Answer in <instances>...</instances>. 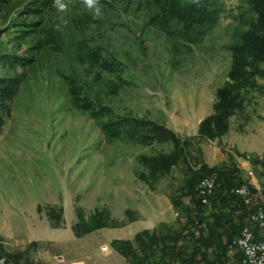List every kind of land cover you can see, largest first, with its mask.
<instances>
[{"label": "rangeland", "instance_id": "374dc122", "mask_svg": "<svg viewBox=\"0 0 264 264\" xmlns=\"http://www.w3.org/2000/svg\"><path fill=\"white\" fill-rule=\"evenodd\" d=\"M31 2L11 0L0 11V55L32 58L27 65L0 63V76L20 78L0 129V258H5L0 264H53L55 255L60 261L135 264L115 248V240H130L139 250V232L178 231L188 218L174 205L186 168L153 172L146 161L171 152L173 145L112 135L109 118L83 109L67 78L82 95L118 114L151 120L191 138L189 151L196 155L202 149L201 158L210 167L235 164L259 201L264 169L252 160L263 159L264 152L249 153L244 145L241 152L227 133L231 124L264 120V77H257L259 89L244 94L243 109L230 117L226 134L212 140L197 137L201 121L215 112L217 91L229 81L233 58L227 45L242 0H222L220 22L191 50L151 22L158 9L146 0H99V16L82 0H64L65 12L53 2L45 9L31 6L39 11L22 15ZM18 30L30 34L19 40ZM109 62H117L121 71L108 69ZM240 131L239 144L255 143L254 135L262 139L261 130ZM181 200L195 207L190 197ZM213 208L210 201L204 208L207 221ZM98 213L108 224L86 232ZM68 230L72 240H52ZM105 245L111 252L100 254ZM159 255L157 249L155 259ZM237 255L229 246L231 262Z\"/></svg>", "mask_w": 264, "mask_h": 264}, {"label": "trees", "instance_id": "16d2710c", "mask_svg": "<svg viewBox=\"0 0 264 264\" xmlns=\"http://www.w3.org/2000/svg\"><path fill=\"white\" fill-rule=\"evenodd\" d=\"M9 1L11 0H0V11ZM146 1L158 9V14L151 18V22L164 28L169 35L184 41L188 50L204 42L225 12L222 0ZM53 2L54 0H32L21 13H37L39 10L33 12L31 6L45 9ZM232 18L235 23L234 32L232 42L227 45L233 58L229 81L217 91L215 112L201 121L198 139L212 140L226 134L230 128V117L237 110L243 109L244 94L251 89H259L261 86L257 77H264V0H242ZM18 25L28 26L25 22H18ZM18 31L20 34L16 38L19 40L30 34L28 30ZM31 62L32 58L14 53L0 55V63L12 66ZM106 67L121 71L117 62H109ZM67 81L71 84V92L77 103L83 109L91 111L95 116L109 118L107 129L112 135L125 134L139 142H170L173 145L171 152L146 159L153 172L166 173L174 166L186 168L185 185L174 200V205L183 209L188 216L181 229L162 234L157 230H144L135 236L139 250L130 240H115V248L132 258L135 264H149L153 258L154 264H242L239 253L234 262L228 256L231 242L240 234L243 226L249 223V216L254 211V207L245 205L240 197L231 193L233 187L246 184L241 170L235 164L226 163L210 167L201 158L202 149H197L196 155L189 151L194 146L191 138L183 139L174 131L151 120L118 114L112 107L97 103L87 94L82 95V89L75 86L73 80L67 78ZM19 85L18 76H0V129L5 123L3 112H10ZM252 163L261 165L264 169V158H254ZM211 175L217 176V189L210 196L214 212L207 221L204 213L206 204L199 196L198 185L203 178ZM183 197H190L195 207H186L181 200ZM230 204L234 206L229 208ZM103 219L104 215L98 213L91 219L90 225L85 224V231L106 226L108 223ZM196 219L203 224L199 236L191 231ZM256 232H259L258 229ZM184 241V245L180 246V242ZM157 249H160V255L155 259ZM9 258L19 260L20 256L9 255Z\"/></svg>", "mask_w": 264, "mask_h": 264}, {"label": "built area", "instance_id": "2783aa9c", "mask_svg": "<svg viewBox=\"0 0 264 264\" xmlns=\"http://www.w3.org/2000/svg\"><path fill=\"white\" fill-rule=\"evenodd\" d=\"M217 189V176L211 175L203 178L198 185V193L202 202L208 205L210 196ZM231 193L240 197L245 205L254 207L249 216V223L243 226L240 234L230 244L232 251L241 255L242 264H264V193H261L259 201L255 200L253 190L249 184H242L231 189ZM203 228L199 219L195 220L192 232L199 236ZM258 229L259 232H256ZM109 246L101 247L102 253H108ZM5 258H0L3 263Z\"/></svg>", "mask_w": 264, "mask_h": 264}, {"label": "crops", "instance_id": "0c3cea01", "mask_svg": "<svg viewBox=\"0 0 264 264\" xmlns=\"http://www.w3.org/2000/svg\"><path fill=\"white\" fill-rule=\"evenodd\" d=\"M254 117H252V119H250V121L247 123V124H244L241 126V124H236L235 126H233L231 124V128H230V131L227 133L228 137H234L236 139V143L235 144H232L231 146H234L236 148H238L241 152H244L245 150H243L244 148L241 146V145H244L245 147H247L246 151L249 152V153H256V154H261L264 152V120L262 121H258L256 122L255 120H253ZM240 130H243L244 132H248V131H251V130H261L263 133H262V139L261 141L260 140V136L259 135H254L255 138H257V140L255 141V143H245V144H239V142L241 140H243V136H242V132ZM258 147H260L261 149H258ZM263 147V148H262ZM245 168V167H244ZM70 230H68L67 232H65L64 234H62V236H55L52 238V240L54 241H58L60 243L62 242H68L70 240H72V233L69 232ZM111 250L108 252L110 253ZM108 253H105V254H108ZM100 254H104V253H100ZM57 256L55 255L53 260H52V263L53 264H87L85 261H78V259H73V258H70V259H65L64 257V260L63 261H60V260H57L56 259Z\"/></svg>", "mask_w": 264, "mask_h": 264}, {"label": "clouds", "instance_id": "9594fccd", "mask_svg": "<svg viewBox=\"0 0 264 264\" xmlns=\"http://www.w3.org/2000/svg\"><path fill=\"white\" fill-rule=\"evenodd\" d=\"M83 4L92 11L96 16L100 14L99 0H82ZM54 6L60 12L67 11L68 5L64 0H54Z\"/></svg>", "mask_w": 264, "mask_h": 264}]
</instances>
